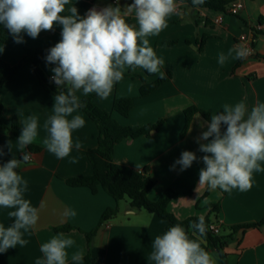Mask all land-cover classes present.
<instances>
[{
  "label": "crops",
  "instance_id": "crops-1",
  "mask_svg": "<svg viewBox=\"0 0 264 264\" xmlns=\"http://www.w3.org/2000/svg\"><path fill=\"white\" fill-rule=\"evenodd\" d=\"M130 2L71 0L81 15L94 6L103 8L108 4L118 5L123 10ZM177 4V14L168 18V27L158 36L148 37L150 46L164 61L161 71L171 74L170 81L142 97V85L153 83L159 74H148L142 68L125 69L123 79L114 85L107 99H100L94 93L87 97L91 96L122 126H146L163 121L160 129L150 136L118 143L114 150V162L136 170L150 169V175L156 181L149 193L152 201H157L169 189L188 193L172 200L168 211L179 220L208 217L219 226L220 234L222 230L227 231L226 235L233 234L225 248L227 264H264V223L239 229L235 233L232 231L234 227L263 220L264 171L253 173L250 190L224 192L209 190L207 186L198 187L202 162H194L182 172L179 166L171 170L185 150L195 152L198 157L203 155L197 151L195 138L206 130L202 127L208 120L196 113L183 136L188 108L196 106L212 115L222 111L224 104L244 101L250 109L258 100L264 102V25L260 26V19L264 18V0H245V8L238 16L195 8L182 2ZM222 13V22L216 23V18ZM126 19L128 23L136 24L134 14ZM255 30H262V33L254 42ZM242 35H248L252 40L255 55L241 61L229 57L221 66L218 63L219 54L227 55L230 48L239 46ZM23 39L24 42L19 44L14 40L0 42V60L15 65L28 49H50L61 39V26L56 25L53 31L41 32L36 39L23 34ZM45 57L41 63L42 72L56 86L50 80L51 69L55 65L46 63ZM77 95L81 100L86 98L82 92ZM54 96L43 87L28 64L23 65L17 76L0 89L3 103L0 123L11 127L16 117L20 135L22 120L35 115L39 128L32 145L40 148L39 152L31 153L30 165L17 170L28 182L24 198L38 208L39 220L34 228L23 234L28 243L0 254V264H35L37 259L42 258L41 244L57 233H64L75 241L74 246L68 249V264H75L71 260L75 251L84 255L78 264H89L88 257L93 264H153L147 256L155 236L167 231L168 222L165 219L145 210L133 209L128 200L117 201L102 187L94 193L87 186L68 184L69 179L86 177L93 172L87 151L96 148L99 129L89 115L78 109V114L85 119L84 127L72 134L73 142L79 140L82 144L79 151L73 148L70 156L57 159L43 146L42 140L47 135L43 124L52 114ZM117 98L134 99L128 117L114 110ZM0 135V145L5 146L6 153L3 160L19 159L22 155L17 142L19 136L10 130H0ZM7 145L11 147L10 154ZM73 158H76V163H70ZM261 167L264 168V163ZM213 206H218L217 212H214ZM68 208L76 211L74 218L63 215ZM13 210L0 207V224L7 227L13 223V218L8 216V212ZM108 210H115L116 214L103 221ZM64 226H70V229L57 231ZM88 233L91 234L90 240ZM202 246L216 255L217 264H222L219 252L213 250L205 239Z\"/></svg>",
  "mask_w": 264,
  "mask_h": 264
},
{
  "label": "clouds",
  "instance_id": "clouds-1",
  "mask_svg": "<svg viewBox=\"0 0 264 264\" xmlns=\"http://www.w3.org/2000/svg\"><path fill=\"white\" fill-rule=\"evenodd\" d=\"M206 0H191L199 6ZM177 0H131L124 9L108 4L103 8L92 7L84 15L79 13L71 0H0V24L13 36L15 43H23V34L36 39L41 32L53 31L61 26V39L48 49L45 61L54 64L51 82L58 88L54 96L52 114L43 124L47 135L42 144L57 159L70 156L73 148L79 151L82 144L73 142V132L85 125L78 114L83 107L78 92L83 96L96 94L107 99L114 85L123 79L125 69L142 68L149 74H159L164 79V65L150 46L148 37L158 36L168 27V18L177 14ZM66 13V14H65ZM134 14L136 24L127 22ZM234 54V55H233ZM250 54L244 46L220 53L218 63L223 66L232 57L245 59ZM75 113V114H74ZM22 115V114H21ZM70 118V119H69ZM18 147L19 159L3 160L6 155L0 145V207L14 209L8 212L13 223L0 224V254L28 241L23 234L34 228L39 220V210L24 198L28 182L17 171L30 165L32 155L24 151L38 136V118L29 115L22 120ZM200 135L195 138L197 151L185 150L171 166H179L182 172L194 162H202L199 170V186L209 190L231 192L248 191L252 187L253 173L264 171V102L259 100L250 109L246 102L224 104L222 111L205 121ZM8 154L11 152L10 145ZM76 158L70 163H76ZM63 215L74 218L77 213L68 208ZM23 230V231H22ZM189 231L192 232L190 238ZM205 219L200 216L186 230L182 225L171 226L156 235L147 256L153 264H217L216 255L202 246L206 236ZM75 241L64 233H57L41 244L42 258L35 264H68V249ZM84 259L81 251H75L71 260L78 264Z\"/></svg>",
  "mask_w": 264,
  "mask_h": 264
},
{
  "label": "trees",
  "instance_id": "trees-1",
  "mask_svg": "<svg viewBox=\"0 0 264 264\" xmlns=\"http://www.w3.org/2000/svg\"><path fill=\"white\" fill-rule=\"evenodd\" d=\"M234 0H206L202 5L195 6V8H207L215 11L226 12L227 7ZM177 2L186 3L190 6L191 0H177ZM194 7V6H193ZM264 25V18L260 19V26ZM262 30H255L253 41L258 38ZM14 40L13 36L9 33L8 29L0 24V42ZM253 42V43H254ZM204 40L201 42V49ZM48 49H28L23 58L15 65H11L4 60H0V89L7 83L11 82L20 72L23 65H31L34 73L39 77L43 87L50 93L56 95L58 88L50 83L45 78L41 63L47 55ZM241 61V60H240ZM147 72V71H146ZM148 73V72H147ZM149 74V73H148ZM171 74H166L164 79L157 78L153 83H144L140 89V96L145 97L164 83L170 81ZM83 107L81 110L85 111L89 117L96 123L99 129V138L96 148L87 151L88 158L92 164L93 172L91 175L81 178H73L68 180L71 186H87L94 193L102 187L109 195L114 197L117 201L128 198L130 206L135 210H145L150 213L156 214L168 222L166 230L171 226L180 224L186 230L190 223L198 220L199 217H189L185 220L177 219L173 214L168 211L169 203L177 198L188 195V193L176 192L174 190H167L157 201H152L149 198V193L156 185V181L150 175V169L144 168L143 170H136L127 165H120L114 162L115 146L125 139H135L141 136H150L153 130H159L163 125V121L157 124L146 126H122L112 116L101 109L91 96L81 100ZM134 106L133 98H117L114 102V110L124 117H128ZM3 110V103L0 100V112ZM196 113H200L206 120H210L211 114L207 111L201 110L196 106H192L185 111L186 124L183 130V136L187 133L192 118ZM19 122L15 117L11 127H7L0 123V130H10L15 136L18 135ZM1 139V135H0ZM24 151L30 153H37L40 151L39 147L30 145ZM214 212L218 211V206H213ZM116 214L115 210H108L104 216L103 221L108 220ZM207 227L206 236L204 239L208 245L219 252L222 264H227V254L225 248L232 235L214 234L210 229V225L214 222L210 218H204ZM264 223V218L261 222L238 226L233 228V233L239 229H247L250 227L258 226ZM70 229V226H64L57 231ZM90 233L87 234L90 240ZM191 238L192 232L189 231ZM89 264H93L90 258H87Z\"/></svg>",
  "mask_w": 264,
  "mask_h": 264
},
{
  "label": "built area",
  "instance_id": "built-area-1",
  "mask_svg": "<svg viewBox=\"0 0 264 264\" xmlns=\"http://www.w3.org/2000/svg\"><path fill=\"white\" fill-rule=\"evenodd\" d=\"M244 8H245V0H234L229 4V6L227 7V11L225 13L233 16H238ZM223 18H224V14L222 13L218 18H216V23H221ZM241 45L249 50L250 54L248 56L255 55L252 40L248 35H242L240 37L239 46ZM210 229L211 231H213L214 234H220L219 226L212 224L210 225Z\"/></svg>",
  "mask_w": 264,
  "mask_h": 264
},
{
  "label": "rangeland",
  "instance_id": "rangeland-1",
  "mask_svg": "<svg viewBox=\"0 0 264 264\" xmlns=\"http://www.w3.org/2000/svg\"><path fill=\"white\" fill-rule=\"evenodd\" d=\"M153 131H154V130H153ZM124 200H128V201H129V199H128L127 197L124 198L122 202H124ZM226 234H227V231H225V230H222V231H221V235H226Z\"/></svg>",
  "mask_w": 264,
  "mask_h": 264
},
{
  "label": "water",
  "instance_id": "water-1",
  "mask_svg": "<svg viewBox=\"0 0 264 264\" xmlns=\"http://www.w3.org/2000/svg\"><path fill=\"white\" fill-rule=\"evenodd\" d=\"M152 133H155V130H154V131H152Z\"/></svg>",
  "mask_w": 264,
  "mask_h": 264
}]
</instances>
